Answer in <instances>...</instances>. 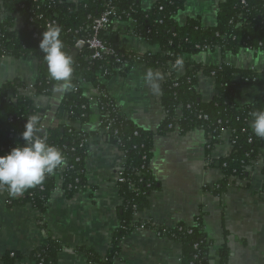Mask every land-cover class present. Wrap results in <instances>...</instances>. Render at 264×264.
Instances as JSON below:
<instances>
[{"label":"trees","instance_id":"obj_1","mask_svg":"<svg viewBox=\"0 0 264 264\" xmlns=\"http://www.w3.org/2000/svg\"><path fill=\"white\" fill-rule=\"evenodd\" d=\"M1 1L10 14L27 21L33 20L18 30L14 29L12 18L0 23V60L30 56L37 59L39 78L35 84L36 97L52 96L59 83L49 77L44 54L39 48L42 33L48 29L47 23L54 22L62 29L60 38L64 43L63 51L71 57L78 42L91 35L92 24L104 12L106 2L110 3L122 22L129 23L131 20L135 23L134 28L128 26L118 32L110 26L100 35L105 46L115 51L114 56L93 61V52L87 47L78 50L72 64V90L65 92L60 105V110L71 122L79 123L88 122L92 108L96 106L102 129H108V141L125 154L123 177L126 183L116 184L122 201L120 226L106 256L83 250L90 264H115L121 252V243L142 227V223L134 222V217L148 208V199L159 186L151 170L154 134L141 129L122 114L116 100L102 84V79L125 77L135 64L155 69L165 76L162 96L165 119L158 134L178 129L185 135L202 130L209 142V153L220 142L223 130L231 133L232 151L229 158L210 161L212 167L218 165L226 175V181L216 187V194L224 192L227 179L232 176L247 180L249 169L260 160L263 161L264 174V139L257 137L251 128V114L264 110V96L241 106L237 103L239 93L236 83L239 78L241 85H254L261 75L224 62L227 55H237L245 48L264 52V0H225L219 8L216 25L212 27H204L200 19H188L183 24L177 21V16L185 10L186 0H158L150 9L143 7L144 0H84L80 4L72 0ZM124 31L144 39L149 46L158 47V51L138 55L120 48V35ZM205 48L220 52L222 61L218 66H206L190 59L201 54ZM178 59L182 61L181 64L177 63ZM200 77H208L215 82L216 95L209 102H205L197 90ZM80 81L93 85L98 91L97 97L88 98L79 87ZM25 88L26 85L19 81L0 87V156L26 143L21 134L30 115H38L40 125H43V112L36 108L34 98L23 94ZM41 135L46 137L49 145L62 152L66 167L72 168L64 173L59 169L55 171L62 177V188L67 197H74L87 189L88 146L82 143L87 136L66 125L43 130ZM58 182L54 175L47 176L42 184L26 190L22 198L10 195L7 205L10 208L31 205L44 214ZM144 228L153 227L145 224ZM159 232L181 244L182 264H210L208 257L212 242L204 231L201 216L189 230L179 224L174 228L160 229ZM61 250V244L49 237L29 255L6 253L2 264H19L24 260L35 264H58ZM219 257L220 264H227L228 249H222Z\"/></svg>","mask_w":264,"mask_h":264},{"label":"crops","instance_id":"obj_2","mask_svg":"<svg viewBox=\"0 0 264 264\" xmlns=\"http://www.w3.org/2000/svg\"><path fill=\"white\" fill-rule=\"evenodd\" d=\"M72 1L79 3L84 0ZM156 1L144 0L143 7L150 9ZM224 2L186 0L185 10L177 16V21L183 24L188 19H200L204 27L215 26L219 8ZM9 18L13 19L16 30L26 25L25 18L10 14L0 0V23ZM126 27V24H116L113 28L118 32ZM119 41L120 48L140 54L156 53L159 49L125 31ZM77 52L78 49L74 51L73 59ZM190 59L206 66H218L222 61L218 50L191 56ZM224 62L261 75L254 85L244 86L239 78L236 80L238 104H251L257 97L264 96L263 51L245 48L237 55H227ZM149 71L153 73L151 82L147 79ZM38 78L39 63L32 56L0 60V87L14 81L30 87ZM101 82L129 121L154 134L151 170L159 183L158 189L148 199V208L134 217V222L146 223L153 228H138L126 238L120 245L121 252L115 264H182L181 244L160 236L158 232L179 224L194 226L199 216L212 242L208 257L210 264H220L219 252L224 248L229 251L227 264H264L262 166H252L247 180L236 176L228 178L224 192L216 194V187L226 181V175L218 165L212 167L209 159L218 162L229 158L232 151L229 134L222 135V140L209 153V142L202 130L185 135L178 129L158 134L165 119L162 104L165 76L155 69L136 65L125 77L116 76ZM61 83L52 96L36 97L35 106L43 112L44 130L66 125L87 136L88 188L69 198L59 181L42 214L31 205L8 207L6 188L0 187V264L6 253L29 255L49 237L62 246L58 264H90L83 250L106 256L120 226L122 201L116 179L123 165V154L108 141L96 106H93V113L86 123L71 122L60 110L65 95L60 91ZM81 89L88 98L94 99L98 95L91 84L85 83ZM197 90L205 102L211 101L216 95L214 80L200 77ZM19 264L35 263L24 260Z\"/></svg>","mask_w":264,"mask_h":264},{"label":"clouds","instance_id":"obj_3","mask_svg":"<svg viewBox=\"0 0 264 264\" xmlns=\"http://www.w3.org/2000/svg\"><path fill=\"white\" fill-rule=\"evenodd\" d=\"M61 31L58 26H50L42 33L39 48L44 54L49 77L62 82L61 92H68L72 90L73 58L63 51ZM177 63L181 64L182 61L178 59ZM152 77L153 73L149 71L147 73L149 82L152 81ZM251 115L254 134L264 139V110L254 111ZM42 132L40 117L30 115L21 134L26 143L0 156V187L6 188L12 196L20 195L42 184L48 175L53 174L66 163L62 152L55 146L49 145L46 137H42Z\"/></svg>","mask_w":264,"mask_h":264},{"label":"built area","instance_id":"obj_4","mask_svg":"<svg viewBox=\"0 0 264 264\" xmlns=\"http://www.w3.org/2000/svg\"><path fill=\"white\" fill-rule=\"evenodd\" d=\"M72 2H74V1H72ZM43 3H46V2L43 1ZM75 3L76 4H80L81 2H79V3L75 2ZM104 9L105 10L102 13V15L98 19L94 20V22L92 24V28H91L92 32H91V35L89 36V38L86 39V40L79 41L78 44H77V46H76V49H78L79 51L82 50L84 47H87L90 51H92L93 52V55L91 56V59L93 61L101 60L103 58H107V57H111V56H114L115 55V51L113 49L109 48V47H106L105 44L100 39V35L102 33L106 32L110 26H113L114 27V25H116V24L117 25H119V24H124L125 25L126 24L130 28H134L135 27V23L133 21H131V20L129 21V23L128 22H122L120 20V18L117 16V14L114 11V9L111 7L110 3L107 4V2H106V5H105V8ZM25 21H26V24H27V23L32 22L33 20L31 19L30 21H27L25 19ZM52 25H54V22L53 23H47V28H49ZM35 37H37V35H35ZM138 39H141V40L144 41V39H142V38H138ZM209 51H210V49L205 48V49H203V52L202 53H206V52H209ZM153 52L154 51H149L147 53H141V54L140 53H137V54L138 55H145V54H151ZM255 52H258V51H255ZM135 66H136V64H135ZM135 66H134V68H135ZM83 84L84 83H82L80 81L79 87L82 86ZM23 94L35 99L36 98V96H35L36 95L35 85H32L30 87H26L23 90ZM10 122H12V120H10ZM42 128L44 130V127L43 126H42ZM103 130H104V132L108 133V129H103ZM226 133L229 134L230 137H231V133L229 131H225V130L222 131V135H224ZM11 134L13 135L14 134V131H12ZM221 137L219 139L222 140ZM87 142H88V140L85 139V140H83L82 143H83V145H86ZM230 144L232 145L231 142H230ZM208 149H209V147H208ZM120 151L123 154V165H122V167H121V169H120V171H119V173L117 175L116 184L126 183V179L123 177V171H124L123 167H124V163H125V154H124V152L122 150H120ZM261 152H263V150H261ZM65 160H66V158H65ZM209 161H212V159L211 160L209 159ZM262 164H263V161L262 160H260L259 162L255 163V165H260V166H262ZM58 169L59 170H62L63 173H64L66 170H69L70 171L72 168H67L66 167V163H65V165L61 166ZM55 171H54L53 174L48 175V176L54 175L57 178L58 181H61L62 182L61 175L55 174L56 173ZM263 178H264V174H263ZM41 190H43V188H41ZM6 191H7L6 203L8 204V198L10 197V193L8 192L7 189H6ZM25 192H23L20 195L13 196V197L14 198H22L24 196V193ZM145 224L146 223H142V227L141 228H144V225ZM186 230H189V227H186ZM158 234L160 236H162L160 232H158Z\"/></svg>","mask_w":264,"mask_h":264}]
</instances>
